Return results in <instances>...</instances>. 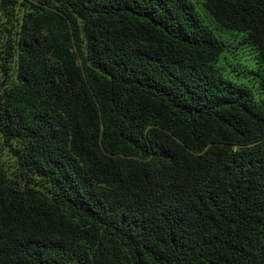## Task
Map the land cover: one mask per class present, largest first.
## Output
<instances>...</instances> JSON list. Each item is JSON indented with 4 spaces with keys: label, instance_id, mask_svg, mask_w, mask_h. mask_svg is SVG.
Instances as JSON below:
<instances>
[{
    "label": "trees",
    "instance_id": "16d2710c",
    "mask_svg": "<svg viewBox=\"0 0 264 264\" xmlns=\"http://www.w3.org/2000/svg\"><path fill=\"white\" fill-rule=\"evenodd\" d=\"M0 0V264H264V0Z\"/></svg>",
    "mask_w": 264,
    "mask_h": 264
},
{
    "label": "rangeland",
    "instance_id": "374dc122",
    "mask_svg": "<svg viewBox=\"0 0 264 264\" xmlns=\"http://www.w3.org/2000/svg\"><path fill=\"white\" fill-rule=\"evenodd\" d=\"M192 2L200 21L210 28L227 47L224 59L219 64L222 68L219 71L220 74L224 79L234 84L250 86L253 77L247 71H254L256 67L252 53L248 49H243L242 46L234 48L229 33L219 28L211 20L202 7V1L192 0ZM13 162L6 148L0 144V164L7 172H10L13 168Z\"/></svg>",
    "mask_w": 264,
    "mask_h": 264
}]
</instances>
